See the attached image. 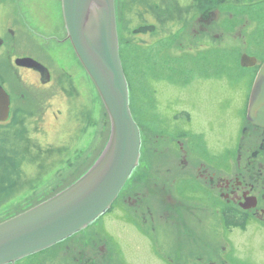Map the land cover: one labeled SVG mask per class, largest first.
Masks as SVG:
<instances>
[{
    "label": "flooded vegetation",
    "instance_id": "obj_1",
    "mask_svg": "<svg viewBox=\"0 0 264 264\" xmlns=\"http://www.w3.org/2000/svg\"><path fill=\"white\" fill-rule=\"evenodd\" d=\"M120 1L140 19L147 17L136 20L144 22L133 33L151 38L159 32L154 41L161 57L169 53L176 61V73L166 66L162 77L178 76L182 86L217 80L226 88L244 76L246 92L227 88L218 126L197 106L162 110L157 100L148 106L143 122L138 120V165L110 208L63 241L65 264H105L107 253L142 247L147 253L138 257L139 264H254L249 249L264 247V126L248 117V109L264 66V0H141L145 15L136 11L137 0H116L117 9ZM118 32L122 45L128 44L122 20ZM229 38L237 47L217 52L214 47ZM244 55L254 58L255 66H243ZM215 58H233L235 68L213 65ZM128 74L131 87L136 73ZM87 76L68 35L63 0H0V87L9 99L8 116L0 119V162L3 133L19 134V124L35 141L24 148L27 156L31 148L42 151L25 183H9L12 174L6 178L3 171L12 169L0 164V204L17 197L37 204L56 193L54 184L45 186L49 168L59 160L55 154L71 151L72 144L51 150L40 135L67 132L75 120L72 140L81 137ZM33 127L37 136L30 137ZM23 162L15 171L18 166L22 171Z\"/></svg>",
    "mask_w": 264,
    "mask_h": 264
},
{
    "label": "water",
    "instance_id": "obj_2",
    "mask_svg": "<svg viewBox=\"0 0 264 264\" xmlns=\"http://www.w3.org/2000/svg\"><path fill=\"white\" fill-rule=\"evenodd\" d=\"M63 10L71 43L109 114L111 132L85 174L0 223V264L45 250L90 225L110 208L139 163L141 131L130 108L116 0H63ZM241 63L252 67L256 60L244 55ZM8 110V95L0 87V119L8 116ZM248 117L264 126V66L253 84Z\"/></svg>",
    "mask_w": 264,
    "mask_h": 264
},
{
    "label": "rangeland",
    "instance_id": "obj_3",
    "mask_svg": "<svg viewBox=\"0 0 264 264\" xmlns=\"http://www.w3.org/2000/svg\"><path fill=\"white\" fill-rule=\"evenodd\" d=\"M118 4L117 23L119 25L121 20L123 21V28L126 34L125 39L130 41L128 44L124 43L122 45L125 67L128 72L130 71L131 76L133 72L136 73V76L132 77L134 84L132 83L130 100V106L132 112L134 113L133 116L136 122L138 123V120L143 122L142 119L146 115L147 107L154 105V102L157 100L158 105H160L162 110L167 108L171 109V106L174 104H182L188 107L197 106L200 108L202 114L214 116L216 126H218V123L220 122L218 115L221 112H224L219 101L224 98L225 93L228 94L227 88H230L232 93H234L236 90L243 89L244 92H246V88L244 86L246 77L243 76L241 80L231 82L233 86L231 85L226 88L220 86V81L217 80L210 81L209 84L201 80H196L191 83V85L182 86L179 79L177 78L178 76L173 77L170 73H167V77H162L160 73L167 65H169L171 69L176 70V61L170 57L169 53H165L161 57L159 51L160 43L159 41H154L158 40L157 37H159L161 34L158 32L157 36L154 37L153 35L151 37L152 39L149 37L150 34L135 35L133 33V31L136 29L135 27L144 21H136L137 19H140L141 16L136 14V12L133 10L130 11V8L127 9L129 6L128 3L125 5V8H123L122 1H120ZM141 6H143L142 1L137 0L135 3L136 11L143 12L145 15L146 13H144ZM146 18L147 17L145 15V18L142 16L140 20H144ZM249 19H251V15H249ZM131 22L132 25H130ZM128 30H130V32H128ZM146 37L148 39H146ZM226 42L227 43L225 45L215 46V50L217 52L223 53L231 52V50L233 51V49L237 47L238 44L233 38L227 39ZM145 56L149 57V61L144 60ZM212 64L218 67H224V64H226V67L228 68H235V59L215 58L212 60ZM147 69H150L152 72L148 73L149 70L145 72ZM175 70L174 73H176ZM235 84H237V87H234ZM153 87H156L157 89L155 95V89ZM85 88L84 92L86 93V97L81 99L80 102L84 107L82 117L85 116L87 125L84 129V133L82 131L81 137H76L78 138L76 139L77 142L74 143V140H72V130L74 129L73 127L75 120H73L72 125L71 120L69 121V127H67L69 129L67 132H61L60 130H57L56 133L50 131L49 135H40V138H45L41 143H45V146L47 143L51 144V150H58L62 146L63 148H66L68 146V142L70 145L72 144L70 149L71 151L55 154V157H58L59 160H57L55 167L51 166L49 168V171H51L49 174L50 178H48L49 180L45 182V186L52 187L54 184L56 193L75 182L86 172L87 169H90V167L100 156L102 150H104L110 136L111 122L109 114L96 86L89 75L87 76ZM195 115H198V111L195 112ZM77 121L76 123H78ZM35 128L36 127L30 128V131L27 130L29 131L30 137L37 136V134H34L37 130ZM23 133L22 125L19 124V134H14L11 130H6L2 136L5 138V140H3V144L1 145L2 161L0 164L4 166L7 165V167L10 166L9 170L12 169L11 172H9L7 168L5 171H3V174L5 173L6 178L8 175L12 174L13 178L8 179L9 183L18 182L19 184L21 182H27V177L30 173L33 174L36 172V166H38V163L42 158V156H40L42 152L41 150L37 149L34 151V149L31 148L29 150L28 156L27 151H23L24 148L27 147L28 149L31 143L33 144V142H35L30 140L28 136ZM59 133L62 134L59 135ZM52 134L55 135L53 136ZM35 138L37 137H34V139ZM18 150L21 151L18 152ZM63 150L64 149H62V151ZM22 157L24 158L21 159ZM18 161L19 163L22 161L25 162H23L22 171L19 170L18 166L17 171H21V174L19 173V175H16L18 172L15 171V169L16 166L19 165ZM53 167L54 170H51ZM3 169H5V167ZM23 171H25V176ZM9 183L7 185L6 182V186H9ZM17 189H19V187ZM15 195H19V191L17 192L16 190ZM11 199L13 202L0 204V222L13 217L15 214H20L22 211L36 205L35 203H25L24 201H19V197ZM64 249L65 242H59L45 250L24 257L26 259L22 262V264H48L49 258L52 255H54V258L51 259L53 264H65ZM144 253H147V251L143 247L141 251L130 248L126 251L121 250L118 255L113 253V255H111V253H107L104 255V261L105 264L106 262L107 264H139L140 261L143 263V260H140L138 257L142 256V254L144 256ZM249 254L253 256L254 264H258L255 263V258H259L261 260L259 264H264V247H262V249L253 247L249 249ZM162 263L169 264L165 260H163Z\"/></svg>",
    "mask_w": 264,
    "mask_h": 264
},
{
    "label": "trees",
    "instance_id": "obj_4",
    "mask_svg": "<svg viewBox=\"0 0 264 264\" xmlns=\"http://www.w3.org/2000/svg\"><path fill=\"white\" fill-rule=\"evenodd\" d=\"M158 64V63H157ZM131 65V64H130ZM169 68H171L169 65H167ZM125 68V72H126V74H128V71H127V69H126V67H124ZM149 72H151V70L149 69ZM63 242V241H62Z\"/></svg>",
    "mask_w": 264,
    "mask_h": 264
}]
</instances>
